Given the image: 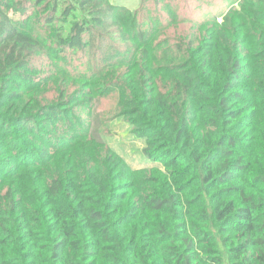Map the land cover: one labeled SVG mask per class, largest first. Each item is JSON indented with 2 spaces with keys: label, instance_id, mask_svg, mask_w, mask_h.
Wrapping results in <instances>:
<instances>
[{
  "label": "trees",
  "instance_id": "obj_1",
  "mask_svg": "<svg viewBox=\"0 0 264 264\" xmlns=\"http://www.w3.org/2000/svg\"><path fill=\"white\" fill-rule=\"evenodd\" d=\"M208 4L0 0V264H264V0Z\"/></svg>",
  "mask_w": 264,
  "mask_h": 264
},
{
  "label": "rangeland",
  "instance_id": "obj_2",
  "mask_svg": "<svg viewBox=\"0 0 264 264\" xmlns=\"http://www.w3.org/2000/svg\"><path fill=\"white\" fill-rule=\"evenodd\" d=\"M234 1L236 0H220L223 7L218 12L232 5ZM125 2L131 4L133 7H137L144 21L158 20L165 24L169 30V34H173L175 30V26H168L170 21L169 6L177 13L180 27L192 23L190 21L194 20L196 16H202L207 8H209V0H125ZM235 5H238V2ZM183 20L186 23H182L184 22ZM87 67L86 60L77 56L73 68L76 71H85ZM97 105L98 113H101L108 123L105 138L109 145L133 167L143 166L148 162L143 152V141L135 137L131 131V127L124 119L117 117V96L113 95L103 98Z\"/></svg>",
  "mask_w": 264,
  "mask_h": 264
}]
</instances>
